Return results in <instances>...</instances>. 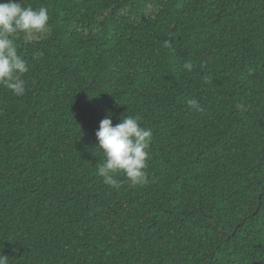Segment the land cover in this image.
<instances>
[{
	"label": "trees",
	"instance_id": "1",
	"mask_svg": "<svg viewBox=\"0 0 264 264\" xmlns=\"http://www.w3.org/2000/svg\"><path fill=\"white\" fill-rule=\"evenodd\" d=\"M27 5L50 29L16 36L25 94L0 86L9 264H264V0ZM109 113L153 131L147 184L96 174Z\"/></svg>",
	"mask_w": 264,
	"mask_h": 264
},
{
	"label": "clouds",
	"instance_id": "2",
	"mask_svg": "<svg viewBox=\"0 0 264 264\" xmlns=\"http://www.w3.org/2000/svg\"><path fill=\"white\" fill-rule=\"evenodd\" d=\"M49 20L48 9L44 6L34 9L31 5L25 6V0L0 2V86L17 97L26 92L24 76L29 72V64L23 55L18 54L16 36L44 33L50 29ZM183 68L191 71L193 64L185 62ZM209 82L205 78V83ZM186 104L196 112L203 111L194 98L187 99ZM112 115L109 113L101 120L95 132L96 149L103 154L96 174L103 178L105 185L116 189L123 183L116 178L118 173H122L131 186L145 185L149 182L146 169L151 158L153 131L141 126L140 118L133 115H123L114 125ZM9 261L0 253V264H9Z\"/></svg>",
	"mask_w": 264,
	"mask_h": 264
}]
</instances>
